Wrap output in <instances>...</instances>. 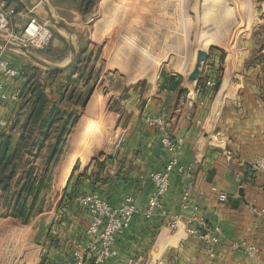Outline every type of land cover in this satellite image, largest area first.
I'll return each instance as SVG.
<instances>
[{"label":"crops","instance_id":"obj_1","mask_svg":"<svg viewBox=\"0 0 264 264\" xmlns=\"http://www.w3.org/2000/svg\"><path fill=\"white\" fill-rule=\"evenodd\" d=\"M93 1L44 0V7L77 36L90 24L94 7L101 2ZM16 2L21 3V9L14 7ZM29 2L37 9L42 6L40 0ZM5 5L32 14L25 0H0V10ZM26 20L15 19L12 31L23 28ZM54 31L57 37L51 40L47 51L51 64H57L53 58L61 55L63 42L69 46L68 38L57 29ZM247 36L240 69L230 57L222 61L224 50L210 48L200 65L199 77L187 92L184 90L192 68L177 73L162 67L157 82L148 90L112 98L117 142L109 153L85 159L78 155L72 159L73 166L63 181L61 193L35 220L22 223L11 216L0 219L4 239L19 234L16 240L21 242L19 247L4 246V251L0 246V264L71 261L73 253L87 243L86 230L91 221L89 212L75 198L89 193L99 195L114 207L125 197H131L136 207L129 227L115 237L113 248L117 255L105 264H264V215L261 214L264 175L251 170L253 157L264 152V30H253ZM1 49V57L21 72V65L25 64L21 54ZM208 82L213 85L208 86ZM4 92L17 100L0 99V118L11 123V134L16 139L21 137V147L27 143L26 150L31 156L24 153L25 160L29 158L36 166L54 161L57 135L64 131L68 114L78 107L68 103L66 108L60 106L65 97L59 100L57 96L46 95L47 107L37 98L21 99V75L6 83ZM90 100L85 101L84 109H88ZM57 107L61 108L60 112ZM81 114L55 161L60 170L72 150L73 135L84 130L77 128ZM146 116L167 118L169 133L181 142L176 154L179 163L193 177L192 187L188 188L184 176L172 173L168 192L163 197V209L148 219L143 211L153 190L149 175L164 167L168 153L160 144V132L145 123ZM185 192L190 197L188 208L182 210L180 204ZM221 195L225 197L223 201L219 199ZM31 200H27V206ZM37 200H41V194ZM38 201L34 203L35 210ZM193 206L198 207L197 215L208 228L218 230L217 244L207 246L186 233L188 228L199 227L188 220ZM176 214L183 215L182 221L176 229H170V218ZM41 219L50 228L42 237L44 244L36 245L33 240ZM241 242L254 246L256 254L247 256L243 248L231 247ZM85 264L92 262L87 259Z\"/></svg>","mask_w":264,"mask_h":264},{"label":"rangeland","instance_id":"obj_2","mask_svg":"<svg viewBox=\"0 0 264 264\" xmlns=\"http://www.w3.org/2000/svg\"><path fill=\"white\" fill-rule=\"evenodd\" d=\"M100 1L94 7L92 21L77 36L49 24L51 40L57 37L54 34L55 29L68 38L69 46L63 42L61 55L53 58V61H57L54 62L57 63L55 65L60 66L63 63L65 66L68 61L67 68L48 69L20 53L25 62L21 65V99L37 98L47 107L46 95L57 96L59 100L65 97L60 106L66 108L65 103H68L78 108L68 114L64 131L57 135L58 147L52 154L54 161L48 164L36 166L29 158L25 160V156L29 157L31 153L26 150L27 143L21 147L20 136L18 139L12 136V126L7 133L0 132V141L7 138L11 148H18V153L12 156L10 166L0 174V219L11 216V206L17 199L25 169L33 168L34 175L44 177L41 200H36V210L30 212L26 222L16 218L19 222L29 223L35 220L41 210H47L49 204L61 193L72 159H76L79 154L81 156L83 151L87 152L90 148L83 156L84 159L110 152V147L117 142L114 133L117 118L112 112L115 108L112 98L120 97L124 93L134 94L138 90L141 93L144 89L148 90L157 82L162 67H168L177 73L187 72L193 68L199 49L207 53L210 48L224 50L222 61H227L230 57L240 69L247 35L253 30H264V0ZM8 7L9 5H5L1 11ZM14 7L21 9V3L16 2ZM21 32V27L13 29L14 34ZM3 37L4 34L0 32V39H4ZM206 42L208 44L204 47ZM50 44L51 41L43 50L30 51L40 60L50 63L48 61L51 55L47 52L51 48ZM70 64L73 66L68 68ZM228 74L227 71L225 77ZM99 90H102V94ZM88 98H91L89 107L84 109ZM56 109L58 112L61 110L60 107ZM97 110L99 123L92 130ZM80 114L77 128L84 130L79 129L73 135L72 150L60 170V165L55 161L76 127ZM98 141V147L92 148ZM36 146L39 147L38 144ZM11 148L10 153H13ZM37 150L39 154L41 150ZM9 173L11 177L8 176ZM3 229L0 230V246L2 245L3 251L4 246L7 249L15 244L19 247L21 242L16 239L20 235L4 239Z\"/></svg>","mask_w":264,"mask_h":264},{"label":"built area","instance_id":"obj_3","mask_svg":"<svg viewBox=\"0 0 264 264\" xmlns=\"http://www.w3.org/2000/svg\"><path fill=\"white\" fill-rule=\"evenodd\" d=\"M26 23L21 33L14 34L12 24L15 19H25ZM0 32L4 34V40L15 43L26 50H43L51 41V30L46 22L40 21L38 18L29 14L24 10L8 8L5 11L0 10ZM2 50V49H1ZM21 72L11 65L0 55V99L17 100L16 96H7L4 92V85L11 80L18 78ZM208 86L213 84L208 82ZM145 123L150 127L156 128L160 134V144L168 153L167 161L164 167L157 172L149 175L153 190L149 195L143 216L151 218L157 211L163 209V197L168 192L170 186V178L172 173L184 176L188 183V188L192 187V173L179 163L177 151L181 142L175 139L168 131L167 118L164 116H146ZM11 130V123L0 118V132L7 133ZM251 170L255 173L264 175V152L253 157L251 162ZM190 194L185 192L181 198L180 207L182 210L188 208ZM219 199L223 201L224 196ZM77 204L84 207L91 216V221L87 227V243L73 253L72 260L63 264H85L90 259L92 264H105L109 259L117 255L113 248L116 235L125 231L136 213V207L131 197H125L124 200L116 207L111 206L106 200L95 193L78 195L75 198ZM197 206H193L189 222L197 223L199 227L188 228L186 233L197 237L207 246L218 243V230L210 229L206 226L203 219L197 215ZM264 215V209L261 211ZM183 215L176 214L170 218V229H176L177 225L182 221ZM233 249L243 248L247 256H254L257 252L254 246L245 242L234 244Z\"/></svg>","mask_w":264,"mask_h":264},{"label":"water","instance_id":"obj_4","mask_svg":"<svg viewBox=\"0 0 264 264\" xmlns=\"http://www.w3.org/2000/svg\"><path fill=\"white\" fill-rule=\"evenodd\" d=\"M40 2L42 3V6L40 8H35V5L31 4L29 2V0H25V5L27 7V9L29 11L32 12L33 16H35L36 18H38L40 21L42 22H46L48 23V25H55L57 28L62 29L63 31H65L66 33H71L69 28L63 24L61 21H59L57 18H55L53 15H51L46 7H44V0H40ZM0 48L5 49V50H11V51H16L19 52L21 54H23L25 57H27L28 59L48 68V69H53V70H63L65 68H67V65H55V64H50L47 62H44L42 60H40L39 58H37L31 51L26 50L24 48H22L21 46L6 41L4 39H0ZM207 51L204 50H198L196 52V57H195V64L192 68V70L190 71V73L187 76V84L188 86L185 88L184 92H187L188 89L192 86L193 82L199 77V73H200V65L203 61L206 60L207 58ZM99 93L102 94V90H99ZM50 228L49 224H46L45 221L43 219H41L37 225V231L36 234L34 236V244L36 245H42L44 244V242L42 241V237L45 235L46 231Z\"/></svg>","mask_w":264,"mask_h":264},{"label":"trees","instance_id":"obj_5","mask_svg":"<svg viewBox=\"0 0 264 264\" xmlns=\"http://www.w3.org/2000/svg\"><path fill=\"white\" fill-rule=\"evenodd\" d=\"M1 137L2 136H0V138ZM10 148L9 140L7 138L0 141V174L1 172L3 174V170L10 166V163L13 161L12 156L15 153H18V148H11L14 150L12 151L13 153H10ZM9 175L10 173L8 176ZM8 176L6 178H8ZM22 179L23 182L19 187L17 199L11 206L10 214L12 217L20 218L23 222H26L30 212L33 210L34 203L43 188L42 184L44 177L41 176L40 178H37V176L33 174V168H28L23 171ZM29 198H32V200L30 206H27V200Z\"/></svg>","mask_w":264,"mask_h":264},{"label":"bare ground","instance_id":"obj_6","mask_svg":"<svg viewBox=\"0 0 264 264\" xmlns=\"http://www.w3.org/2000/svg\"><path fill=\"white\" fill-rule=\"evenodd\" d=\"M223 25H224V24H223ZM207 44H208V42H206V44L204 45V47L207 46ZM155 68H156V67H155ZM152 74H154V73H152ZM151 76H152V75H151ZM98 123H99V122H96L95 124H93V126H92V130H94L95 128L98 127ZM79 155H80V154H79ZM84 155H85V153H82V154H81V156H84ZM70 161H71V160H70ZM67 163H68V162H67ZM69 164H70V163H69ZM66 165H67V164H66ZM72 166H73V165H72ZM65 167H66V166H65ZM65 167H64V168H65ZM66 168H67V167H66ZM64 172H65V171H64ZM64 172H63V173H64ZM64 175H65V174H64ZM68 175H69V174H68ZM64 178H65V177H64ZM65 181H66V180H65ZM60 184H61V183H60ZM63 184H64V183H63ZM58 185H59V184H58Z\"/></svg>","mask_w":264,"mask_h":264}]
</instances>
